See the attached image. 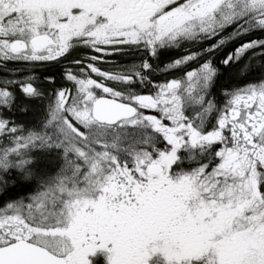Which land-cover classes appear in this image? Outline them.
Instances as JSON below:
<instances>
[{
	"label": "snow or ice",
	"instance_id": "snow-or-ice-1",
	"mask_svg": "<svg viewBox=\"0 0 264 264\" xmlns=\"http://www.w3.org/2000/svg\"><path fill=\"white\" fill-rule=\"evenodd\" d=\"M0 264H264V0H0Z\"/></svg>",
	"mask_w": 264,
	"mask_h": 264
},
{
	"label": "trees",
	"instance_id": "trees-1",
	"mask_svg": "<svg viewBox=\"0 0 264 264\" xmlns=\"http://www.w3.org/2000/svg\"><path fill=\"white\" fill-rule=\"evenodd\" d=\"M177 54V53H174V55Z\"/></svg>",
	"mask_w": 264,
	"mask_h": 264
}]
</instances>
